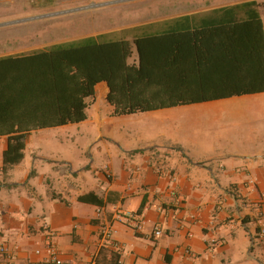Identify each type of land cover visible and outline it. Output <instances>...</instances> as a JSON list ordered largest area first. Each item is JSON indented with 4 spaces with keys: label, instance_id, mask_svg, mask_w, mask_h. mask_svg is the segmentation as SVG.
<instances>
[{
    "label": "crops",
    "instance_id": "crops-1",
    "mask_svg": "<svg viewBox=\"0 0 264 264\" xmlns=\"http://www.w3.org/2000/svg\"><path fill=\"white\" fill-rule=\"evenodd\" d=\"M246 1L259 4L264 25V0L180 5L186 12L170 20ZM15 48L0 45V58L19 54ZM108 91L106 83L97 85L82 122L94 124L88 134L90 164L44 143L30 146L38 130L27 137L24 160L4 173L8 138L0 137V246L12 255L9 264H45L49 238L55 239L64 264H114L112 253L120 256L115 264H264V240L251 242L258 230L256 216L264 214V130L227 144L219 133L207 151L163 135L143 139L141 134L127 141L120 131L111 133L113 107L101 109ZM104 140L111 144L94 153ZM88 194L104 206L81 203L79 198ZM117 212L140 216V230L116 221ZM106 223H112L115 247L101 241Z\"/></svg>",
    "mask_w": 264,
    "mask_h": 264
},
{
    "label": "trees",
    "instance_id": "trees-1",
    "mask_svg": "<svg viewBox=\"0 0 264 264\" xmlns=\"http://www.w3.org/2000/svg\"><path fill=\"white\" fill-rule=\"evenodd\" d=\"M258 7L246 1L168 20L160 31L132 39L91 36L0 58V137L8 138L3 172L24 160L32 132L86 121L100 83L108 86L116 117L264 92ZM79 201L104 206L94 194ZM119 258L112 253L110 261Z\"/></svg>",
    "mask_w": 264,
    "mask_h": 264
},
{
    "label": "rangeland",
    "instance_id": "rangeland-1",
    "mask_svg": "<svg viewBox=\"0 0 264 264\" xmlns=\"http://www.w3.org/2000/svg\"><path fill=\"white\" fill-rule=\"evenodd\" d=\"M218 1L0 0V45L15 46L14 50L21 54L105 34H110V39H132L135 35L160 31L164 22L186 12L180 10L184 8L180 5L218 4ZM221 1L231 3L238 0ZM124 31L127 33H122ZM99 100L103 104L104 100ZM106 108L110 105L105 101L101 109L106 112ZM88 113L91 114L89 110ZM93 126V123H82L41 130L29 138L28 144L44 143L58 153L71 152V158L87 160L90 164L92 149L88 134ZM263 130L264 94L114 117L111 133L120 131L127 141L130 136L141 134L143 139L163 135L191 150L196 145L199 150L207 151L219 133L225 135L227 139L223 143L227 144L228 140L244 141L255 137ZM106 142L104 140L95 147L94 153Z\"/></svg>",
    "mask_w": 264,
    "mask_h": 264
},
{
    "label": "built area",
    "instance_id": "built-area-1",
    "mask_svg": "<svg viewBox=\"0 0 264 264\" xmlns=\"http://www.w3.org/2000/svg\"><path fill=\"white\" fill-rule=\"evenodd\" d=\"M257 208V207H256ZM114 219L116 221L124 222L125 224L129 225L131 228L135 230H140L141 228V218L137 214L127 213L122 214L117 212ZM256 224H257V232L254 235H251V242L252 245L255 244L256 240H264V214L262 212H258L256 216ZM101 241L105 246H113L115 247L113 235L114 229L112 227V223H106L101 228ZM155 235L161 236L162 231L159 227L155 229ZM47 258L45 259V264H63L62 260L59 257V254L52 242L49 238L46 243V250ZM38 255L41 254V251L38 250L36 252ZM0 255L5 259L3 264H9L12 260V255L7 252L4 246H0Z\"/></svg>",
    "mask_w": 264,
    "mask_h": 264
}]
</instances>
